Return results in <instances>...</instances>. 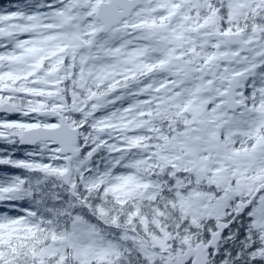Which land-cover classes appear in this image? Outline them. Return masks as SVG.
I'll return each mask as SVG.
<instances>
[{"label": "snow or ice", "instance_id": "1", "mask_svg": "<svg viewBox=\"0 0 264 264\" xmlns=\"http://www.w3.org/2000/svg\"><path fill=\"white\" fill-rule=\"evenodd\" d=\"M0 264H264V0L0 6Z\"/></svg>", "mask_w": 264, "mask_h": 264}, {"label": "flooded vegetation", "instance_id": "2", "mask_svg": "<svg viewBox=\"0 0 264 264\" xmlns=\"http://www.w3.org/2000/svg\"><path fill=\"white\" fill-rule=\"evenodd\" d=\"M11 2V0H9V2L8 3H10Z\"/></svg>", "mask_w": 264, "mask_h": 264}, {"label": "trees", "instance_id": "3", "mask_svg": "<svg viewBox=\"0 0 264 264\" xmlns=\"http://www.w3.org/2000/svg\"><path fill=\"white\" fill-rule=\"evenodd\" d=\"M6 5V4H5ZM5 5H3V6H5Z\"/></svg>", "mask_w": 264, "mask_h": 264}]
</instances>
